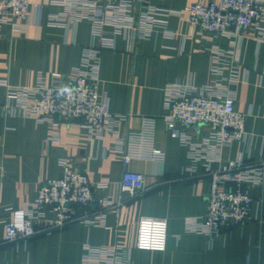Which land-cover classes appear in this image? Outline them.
<instances>
[{
	"label": "crops",
	"instance_id": "crops-1",
	"mask_svg": "<svg viewBox=\"0 0 264 264\" xmlns=\"http://www.w3.org/2000/svg\"><path fill=\"white\" fill-rule=\"evenodd\" d=\"M30 1L43 6L30 23L16 29L10 18L0 24V80L31 87L43 78L47 85L65 86L80 67L85 49L99 48L100 40L93 39L88 21L68 27L48 25L47 16L61 9L52 6L51 0ZM197 2L209 0L154 1L183 11L170 16L167 30L171 34L159 29L149 39L120 35L114 48L101 51L102 100L111 112L127 117L118 136L125 138L143 127L144 118H155L154 145L164 151L163 161L134 160L125 165L115 137L92 138L81 119H60L52 133L48 123L8 114L4 109L8 86L0 84V240L5 238L13 210L34 201L44 181L61 175V158L70 159L74 170L85 173L95 194L104 199L119 197L126 170L148 178L144 193L108 212L101 224L74 222L52 233L3 244L0 264H83L86 244L127 248L131 264H264V226L259 221L264 216V186L248 187L255 202L245 223L213 236L187 226L188 218L208 211L210 179L185 177L188 149L167 128L165 87L177 82L195 87L210 84L214 77L211 47H231L228 38H217L191 24L184 10ZM237 50L239 80L231 89L237 111L246 115V135L227 144L222 157L224 163H252L264 156V43L242 38ZM187 130L201 135L207 127ZM154 217L169 222L165 251L148 248ZM45 224L35 221L36 227Z\"/></svg>",
	"mask_w": 264,
	"mask_h": 264
},
{
	"label": "built area",
	"instance_id": "built-area-1",
	"mask_svg": "<svg viewBox=\"0 0 264 264\" xmlns=\"http://www.w3.org/2000/svg\"><path fill=\"white\" fill-rule=\"evenodd\" d=\"M154 1L160 0H51L50 4L61 11L47 16L48 25L68 27L88 21L93 39L100 40V47L85 49L80 67L65 86L47 85L43 78L31 87L12 86L0 80V84L8 86L5 112L48 123L52 133L60 119H81L82 127L92 138L104 139L109 134L115 137V148L123 155L125 165L134 160L163 161L164 151L154 145L156 119L144 118L140 130L121 138L118 129L127 117L111 112L100 91L101 51L114 48L118 36L149 39L159 29L171 34L167 30L170 16L183 11L162 7ZM184 11L193 26L217 38H228L231 43L229 49L211 47L214 77L210 84L195 87L177 82L165 87L167 128L188 149L190 164L185 177L210 179L208 211L206 215L188 218L187 226L191 231L213 236L248 221L255 202L248 187L264 186V156L252 163L243 160L224 163L222 157L227 144L246 135V115L237 111L231 85L239 80L238 42L253 37L264 43V0H209L194 3ZM42 12L43 6L30 0H0V24L12 18L16 29ZM203 125L207 130L201 135L187 130ZM60 165L61 175L44 181L34 201L13 210L0 247L52 233L74 222L99 225L108 212L118 210L148 189L147 176L129 169L123 173L119 197L100 198L89 177L74 170L70 159L61 158ZM36 220H44L46 224L36 227ZM259 221L264 226V216ZM168 231L167 218H152L148 248L165 251ZM82 262L131 264V259L129 250L122 246L86 244Z\"/></svg>",
	"mask_w": 264,
	"mask_h": 264
}]
</instances>
